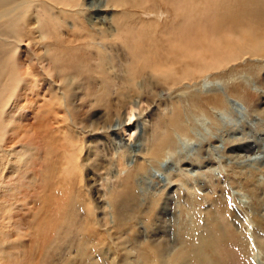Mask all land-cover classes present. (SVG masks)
I'll list each match as a JSON object with an SVG mask.
<instances>
[{
	"label": "rangeland",
	"instance_id": "374dc122",
	"mask_svg": "<svg viewBox=\"0 0 264 264\" xmlns=\"http://www.w3.org/2000/svg\"><path fill=\"white\" fill-rule=\"evenodd\" d=\"M228 1L235 6L232 14L237 22L230 21L237 28L230 37L225 34L227 28L223 34L224 41L236 48L233 56H228L226 62L222 61L227 56L226 50L225 56L216 52L223 54L220 58L224 56L221 62L217 61L221 66L199 73L196 66L172 61L176 73L172 75L176 78L168 79L171 84L167 81L162 82L164 86L162 83L154 86L159 94L153 101L146 90L142 95L146 100L134 102L129 83L123 79H115L116 83L109 81L103 93L98 92L100 83L93 70L96 59L78 63L89 67L85 73H77L78 67L72 71V46L78 53L82 48V44L72 43V30L76 26L78 31L80 25L88 23L89 29L93 26L98 32L106 28L105 31L113 33L119 26L118 18L128 21L129 26L133 18L137 21L140 18L144 21L143 34L155 28L157 36L169 30L170 25L166 24L174 16L173 7L163 0H147L133 12L128 7L112 5L111 0H73L77 7L69 0H55L49 20H59V27L44 23L47 16L44 17L42 7L35 5L32 11L35 12L30 13L31 25L19 30L22 40L0 45L7 72L18 73L17 57L26 60L22 70L31 72L22 77L34 82L30 99L37 101L36 94L41 93L39 89L44 83L42 78L54 81L53 89L59 98L56 104L58 101L54 103V99L45 101L38 97V104L30 108L25 118L28 130L20 128L12 141L0 143V150L4 144L19 149L28 143L36 148L33 160H28L23 168L25 174L4 172L12 191L0 193V247L8 242L10 247L6 248L8 256L0 255V264H162L169 260L167 264H264V1L252 0L244 7L235 3L238 0ZM67 2L70 5L66 6ZM196 2L198 8L206 3ZM176 5L178 8L179 3ZM244 10L252 14L243 16ZM254 11L258 14L253 17ZM189 12L190 5L185 3L184 12L178 15L181 20L185 17L189 27L185 31L206 13L194 9L189 17ZM78 14L83 18L82 24ZM76 17L78 20H74ZM126 21L121 23L124 32L128 29ZM139 28L134 27L133 32ZM55 32L61 35L60 42L51 41L49 34ZM233 38L241 40L240 48L233 45ZM154 42L150 45L145 41L144 46H169L164 37ZM114 64L121 68L116 60ZM186 71L191 79L186 78ZM3 74L2 71L1 82ZM167 85H172L170 91ZM72 89L79 96L73 102ZM88 89L91 93H86ZM84 96L87 97L83 99L84 105H78ZM28 97L23 98L24 103ZM191 97L198 102L197 108L190 106ZM116 101L117 109L110 106ZM160 101H167L168 106L158 105ZM71 103L78 107L75 113L72 107L68 108ZM130 106L134 109L131 117ZM174 115L179 116L181 125L167 130L170 140L165 143L163 120L168 122ZM83 118L96 121V125L84 131ZM85 144V151L77 149L78 155L72 157L74 146ZM66 168H69L66 174H59ZM22 192L26 193L25 198L21 197ZM12 198L28 201L24 205L26 211L16 213L21 216L20 233L16 232L17 226L12 229L8 224L7 209ZM197 229L206 237L195 235ZM198 240L203 242L202 247L196 246ZM161 242L166 243V255L150 244L162 245Z\"/></svg>",
	"mask_w": 264,
	"mask_h": 264
},
{
	"label": "bare ground",
	"instance_id": "6f19581e",
	"mask_svg": "<svg viewBox=\"0 0 264 264\" xmlns=\"http://www.w3.org/2000/svg\"><path fill=\"white\" fill-rule=\"evenodd\" d=\"M54 1L55 0H0V45H2V43L6 42V41H7L8 45H10V43L13 44V42H17V41H21L22 40V36L20 34H18L19 30H21V28L24 27V26H26V27L28 26L29 27L31 25V23H32L31 21L33 20V18H32V15L30 13H34L35 12V11L32 12L35 9L34 8L35 5L42 7L43 11L45 13L44 17L47 16V17H45V22L44 23L48 24V22H49V24L52 23L56 27L57 26L59 27V25H58L59 22H60L59 20H57L56 18H53V20H54L53 22H50V20H49L51 10H54V6H53V2ZM69 1H70V3L73 4L74 7L78 6V5L75 4V2H73V0L72 1L69 0ZM111 2H112V5H114L116 7H124V8L128 7V9L133 12L139 7V4H143L144 2L147 3V0H111ZM171 2H173V3H171ZM205 2H206L205 4H203L200 8H198L196 6V4H197L196 0H163V3H169L170 4L169 7L170 6L173 7L171 9H173L172 11L174 12V16H173L170 24H166L167 27H168V25H170L169 28H168L169 30H167L165 32H162V33H160L157 36H154L155 28H153L151 31L147 32V34L145 32L146 35L143 34L142 28L144 26V21L142 19H140V18H139L138 21L135 18H133L132 20L127 18L128 20H131L130 21V26L128 25V21H126L124 19H122L120 21L121 18L120 19L118 18L117 19V23L119 24V26L115 27V30H114L113 33H110V32L105 31L106 28L104 29V31L103 30L100 31V29H99L98 32L95 29V27H93V26L89 29L88 26H87L88 23H83L82 24V19L83 18H82V16L80 14H78L80 16V18H79L78 15L77 16H78L79 20L81 21L80 23L82 25H80L81 27L78 29V31H75L76 30V26H75L76 22L74 23L75 29L73 27L74 30H72V43L73 44L74 43L75 44L79 43L80 45L82 44L81 45L82 48H81V52L78 53L76 51L77 49H75V47L72 46V65L74 66V68L72 67V71L75 69V67L76 68L78 67V70H76L77 73H78V71L81 72V73H83V72L85 73L86 70L89 67L84 66L83 62L84 61L86 62L87 58H90V59L92 58L93 60L96 59L95 63L93 64L94 65L93 66V70H94V73H96L98 75L97 76L95 74L98 77V80H99V83H100V85L98 86V88H99L98 92L100 91V93H103L102 90L104 89V87L108 86L109 81H110V83H114V82L116 83L115 79H123V80H125V82L129 83L128 86L130 88V91L135 96V99H133V101L136 102L137 99L143 98L142 95L145 94L144 92L146 90H147V97L149 96V100L153 101L154 97L157 94H159V93H156L158 91L154 90V86H158L162 82L163 83H165V82L167 83L168 79L169 78L171 79V77H173L172 79L176 78V76L172 75V74H174V75L176 74L175 71H174V67L172 66L173 65L172 61L173 62L174 61H179L180 63H184V65H186V63H187L190 66H192V65L196 66L195 70L197 71V73L203 72L204 70L207 71L209 69H213V68H216L218 66H221V63H220L221 62V58L225 56V52H223V51L226 50V52H227L226 55L227 56L222 61H226V59L229 60L230 57L233 56V54H234V52L236 50V48L233 47L232 44H229V42L224 41V34H223V32H224L223 29L224 28H227V30L225 31V34H226L227 37H230V35H234L236 33V28L237 27L233 26L231 21H230L231 19H234L237 22L236 16H234L232 14V11H234L235 6H234L233 2L231 3L228 0H212V1L205 0ZM251 2H252V0H238L235 3L239 4L241 7H244V6H248ZM178 3H179V6L177 8L176 4H178ZM185 3L190 5V12H189V15H188L189 17H190V14L193 12L194 9H196V10L199 9L200 11L206 12L205 15L198 17L199 20L197 22H195L193 20L194 23L197 24L196 26H194L195 28L193 27L194 23L191 22L192 23L191 24L192 27H190V29H188L186 31H185V29L189 28V27H186L185 17H183V19L181 20V17L178 16V15H180V14H182L184 12ZM65 5L67 6V5H70V4L67 2V3H65ZM165 6H168V5H164V7ZM246 8H248V7H246ZM59 9L62 10L61 8H59ZM39 10H40V8H39ZM207 11H209V12H207ZM248 11H250V10H248ZM252 12H253V10H252ZM39 13H42V10ZM39 13H38V15H39ZM251 14L252 13L248 14L247 10H244L243 13H242L243 16H250ZM257 14H258V12L253 13V17H254V15L257 16ZM259 16L261 17L260 13H259ZM131 18H132V16H131ZM225 18H227V21L225 20ZM192 19H193V17H192ZM74 20H78L77 17H76V19L74 18ZM41 21H44V19H42ZM123 21H124V24H125V21H126V24L128 25L127 26L128 29L125 32H124V30H122L124 28H122V25H121V23H123ZM188 21H191V19H189ZM254 21L256 23L259 22V20H257V19H254ZM41 23H43V22H41ZM72 23H73V18H72ZM153 25L156 26V24H153ZM136 26L140 27L139 28L140 30L138 32H142V34L138 33L137 31H134V32H136V34L133 32L134 27H136ZM100 28L103 29L102 27H100ZM194 29H197L198 31L196 30L197 32L195 31L196 32L195 33ZM56 30H57V28H56ZM58 31H60V30L58 29ZM201 32H202V35L201 34L199 35V33H201ZM49 36L51 38V41H54V40L57 41L58 40V42H60V40H61V38H59L61 35L58 36L57 32H55L54 34H51V35L49 34ZM260 36H262V35H260ZM163 37H164V39L166 41L168 40L167 45L169 44L168 47H166V44H165V47H164L165 49L163 47H158L159 44L158 45L154 44L153 46H149L148 45V44L152 45V42H154V41L158 42V40H162ZM244 39H242V40L244 41ZM145 41H146V43H148L147 45L149 47H145L144 46V45H146L144 43ZM231 41H232L234 46H237L239 41H241V40L239 38H233V40L231 39ZM47 42H49V41L47 40ZM49 45H50V43H49ZM155 45L157 47H155ZM160 46H162V45H160ZM240 46H239V48H240ZM250 46H251V44H250ZM255 46H258V45H255ZM77 47L78 46H76V48ZM125 47H127V50H125ZM252 49H254V47ZM1 50L2 49L0 47V78H1L2 71H3L4 74H3V81L2 82L0 81V143H6V142L12 141L15 138L16 132L21 130L20 128H22L24 130V132H26V130H28L27 129L28 126L26 127L25 118H26V115L31 112L30 108L32 106H34V105L36 106V104H38V101H39L38 97H40L42 100H45V101H49L50 99L51 100L54 99V103H55V101H58L56 104L59 103V98H58V96L56 94V91L53 89V85H54L53 82L54 81L51 82L52 80H50V79L46 78L47 79L46 80L45 78H42L44 83L42 84L41 88L39 89V90H41V93L36 94V97L38 96L37 97V101H36L35 98L33 100L30 99V97H28V96L31 95L30 93L33 94V91H30V90H31V86L32 85L34 86V82H33V80H30L29 78L28 79L27 78L23 79V77H22V76L26 75L27 73L31 72V70L28 71L27 69L26 70H22L24 64L26 63V60H24L21 57H17L16 61H17L18 67H19L18 73L13 74L11 72H7V70H6L7 69V64H6L5 60H4V53H2ZM247 50H249V49H247ZM247 50H246L247 53L252 54L250 51L248 52ZM65 51H66V49H65ZM219 51L221 53L222 52L224 53V56H222L221 58L219 57V55L221 53L219 55H218V53L216 54V52H219ZM38 53H40V52H38ZM260 53H261V51H260ZM56 54H53V55H56ZM5 55H7L6 52H5ZM38 55H40V54H38ZM57 55L60 56L61 54L58 53ZM221 55H223V54H221ZM228 56H230V57H228ZM218 57L220 58V60H219ZM90 59H88V60H90ZM115 60L119 63V65H121L120 66L121 68L115 66V64H114ZM200 60H207V61L199 62ZM80 61H83L82 64H81L82 66L78 65V63ZM217 61H220V62L217 63ZM32 62H33V60H32ZM168 63L170 64L169 66H168ZM31 64H34V63H31ZM90 64H92V63H89L87 65H90ZM104 65L107 67V72L104 70L106 68L105 67L103 68ZM20 68H21L22 71H20ZM37 72H39V71H37ZM46 72H48V71H46ZM189 73H190L189 71H186V73H185L187 79H191V77L188 78V76L190 75ZM35 74H36V72H35ZM75 75L77 76V74H75ZM77 78H79V75L77 76ZM181 78H182V76H180V79ZM137 79H138V81H137ZM35 82H36V84H38L37 81H35ZM168 82L170 83V81H168ZM86 83H87V81H86ZM163 83H162V85H163ZM72 84H73V81H72ZM80 84H82V83H80ZM87 85L89 86V83ZM76 86H75V89H77ZM124 86H125V84H124ZM163 86H162V88H163ZM171 86H168V88H167L168 91H170V89L172 88ZM54 87H55V85H54ZM158 88H160V87H158ZM89 89H91L90 86H89ZM89 89H88V91L86 90L87 91L86 93L90 92ZM117 89H119V88H117ZM164 89L166 91V88H163V90ZM77 91H81V90H77ZM124 91H126V90H124ZM76 93L77 92L72 89V95H71L72 96V99H71L72 102H73V99L78 96V95H76ZM100 93H99V95H100ZM69 94H71V93H69ZM122 94H124V93H122ZM82 96L83 95H81V97ZM85 96H87V95H85ZM85 96L83 98L80 97L79 104L77 102L78 105H84L83 104V102H84L83 99H87V97H89V95L87 97H85ZM25 97H28L29 98L28 101L30 100V102H28L26 99H24L27 102V103H24L23 102V98H25ZM97 97L98 96H96V98H95V102L98 101ZM100 99H101V96H100ZM190 99H191L190 103H189L190 106L197 108L198 102L193 100L195 98L191 97ZM213 99H216V97L213 98ZM88 100L89 101H87V102L91 101L90 99H88ZM93 100H94V98H93ZM116 100H118V99H116ZM122 100H124V99L122 98ZM143 100H146V99L143 98ZM131 101L132 100H130V102ZM218 102H220V101H218ZM68 103H69V101H68ZM92 104H93V101H92ZM71 105H72V103H71ZM112 105H114V107L117 109L116 105H118V102L116 101L115 103H111L110 106H112ZM158 105H160V106H162V105L168 106L167 105V101H165V103L160 101V103H158ZM69 107H72L71 108L72 112H74L76 110V108H78L75 105L68 106V108ZM53 109L54 108H52V110ZM49 110H51V109L49 108ZM133 110H134L133 107L130 106V108H129V112H130L129 113V117H131L133 115V112H132ZM67 111H68V109H67ZM164 111L167 113L166 110H164ZM144 112L145 111H142V113H144ZM161 112H163V111H161ZM162 114H164V112ZM178 115H179V113H178ZM178 115H174V119H171L168 122L166 121V119L163 120V125L164 126H162V128H164L166 130L165 135L163 134V139H165V143L169 142V141H166V139L168 140L170 138L167 130L172 128V127L181 125V122L177 118V117H179ZM73 119H74V117H73ZM81 121L85 125V128L83 129L84 131L86 130V128L89 130L90 127H93V126L96 125V121L95 122L94 121L90 122L89 120H87L85 118L81 119ZM51 123H53V122H51ZM166 124H168V125L166 126ZM72 127H74V126H72ZM73 131H74V129H73ZM124 131H125V128H124ZM78 132L79 131H77V133ZM5 134H7L6 137H4ZM85 136H87V135H85ZM156 137H155V139H156ZM153 139H154V137H153ZM158 140H159V138H158ZM154 142H156V141H154ZM157 142L154 143V144H158ZM159 142H160V140H159ZM159 146L160 145H158V147ZM153 147H154V145H153ZM1 148H2V146H0V149ZM85 148H86V144L83 147H79V148H78V146L75 145L74 148L72 149V157H75V155L78 153V152H76L77 149L81 152V151H85ZM35 150H36L35 146L31 145V144H28V143H23L20 146L19 149H16L14 146L9 148V146H7L6 144L3 145V149L0 150V173H1L0 174V193H3L2 190H4L7 194L12 191V184L9 183L10 181L9 182L6 181V177L4 175V172H5V174H7L6 171L8 172V174L14 173V172H19L20 174H25L24 171H23V168L25 169V165L27 164V161L28 160L30 161L34 157V155L36 153ZM47 151L48 150H46V152ZM20 159H22V160H20ZM72 167H73V165H72ZM82 168H83V165H82ZM67 169H69V168L61 170L59 174H66L65 172L67 171ZM2 175H3V178H2ZM26 177H27V175H26ZM20 181H22V180H19V182ZM125 181H127V180H124V182ZM17 185H19V184H17ZM18 191H19V189H18ZM116 194L118 195V193H116ZM124 194H125V192H124ZM21 197L25 198L26 197V193L24 195L23 192H22ZM18 199L19 198H15L13 200V198H12V202L9 203V205H8L9 207H8L7 211H8V216L10 218L8 220V224L12 225V229H15V227L17 226L16 232L20 233L21 226H22V225H20L21 216H16L17 215L16 213H17V211H20V210L24 212L25 206L28 204V201H27V198L24 200L25 202L22 199L21 200H18ZM119 200H121V199H119ZM25 203H26V205H25ZM112 203H113V201H112ZM125 203L126 202H124L123 204H125ZM113 204H115V203H113ZM115 207H116V204H115ZM121 207H122V205H121ZM123 209H125V208H123ZM25 211H26V209H25ZM89 213H90V210L89 209L86 210V214L88 215ZM192 215L194 216V213ZM118 217L119 216H117V218ZM213 217L211 215V218H213ZM191 218L193 219L194 217H191ZM197 231H198V233H195V235L199 234L202 237L205 236L204 233L202 232V230L197 229ZM204 231H205V234H208V231H206V230H204ZM20 239H21V235H20L19 240ZM6 241H10V240L8 239ZM188 241H190V240H188ZM22 242H23V240H22ZM22 242H20V243H22ZM161 243H162V245H159V243H158V245L157 244H153V243H150V244L155 246L156 250L159 249L160 253H164L165 254L166 253L165 252V244L166 243L165 244H164V242H161ZM150 244H149V246H150ZM189 244H190V242L188 243V245ZM202 245H203V242L198 240V243H197L196 246L202 247ZM5 246L4 247H0V255L3 254L5 256H8V251L6 250V248L8 249L10 247V242L6 243ZM193 247H194V245H193ZM167 248H168V246H167ZM199 252H200V250H199ZM202 254H201V257H199V258H202ZM167 263H170V260L169 261H163L162 264H167ZM110 264H112V263H110ZM116 264H119V263L116 262ZM206 264H207V262H206Z\"/></svg>",
	"mask_w": 264,
	"mask_h": 264
}]
</instances>
